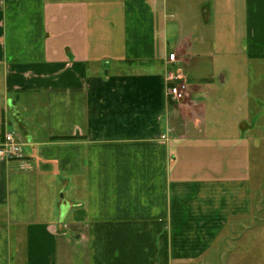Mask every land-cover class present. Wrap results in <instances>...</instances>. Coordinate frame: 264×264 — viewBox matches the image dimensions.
I'll return each instance as SVG.
<instances>
[{"label":"crops","instance_id":"0c3cea01","mask_svg":"<svg viewBox=\"0 0 264 264\" xmlns=\"http://www.w3.org/2000/svg\"><path fill=\"white\" fill-rule=\"evenodd\" d=\"M250 61L264 0H0V144L22 150L0 159V264H264L232 111Z\"/></svg>","mask_w":264,"mask_h":264},{"label":"rangeland","instance_id":"374dc122","mask_svg":"<svg viewBox=\"0 0 264 264\" xmlns=\"http://www.w3.org/2000/svg\"><path fill=\"white\" fill-rule=\"evenodd\" d=\"M230 73V79L235 82L233 92L238 98L232 104V111L234 110L236 116L239 117L240 125H244V129L241 131L242 135L238 141L239 143L243 141L248 144L250 159L249 176L253 185L255 208L261 207L264 210V61H250L243 66L232 63ZM180 74L183 76L182 81L186 85V98L189 86L183 71ZM205 74L207 72H204L203 76ZM205 78L207 79V77ZM169 87L168 85L167 96L169 100L173 101L169 95ZM244 98L245 101H243ZM237 107L241 108L244 113L238 112ZM260 220H264V212L261 215H256V219L252 224L255 227L258 224L264 226V222L261 224ZM261 229V227H257L252 232L251 239L253 241L262 239ZM254 252H257L254 254L260 255L259 250L255 249Z\"/></svg>","mask_w":264,"mask_h":264},{"label":"built area","instance_id":"2783aa9c","mask_svg":"<svg viewBox=\"0 0 264 264\" xmlns=\"http://www.w3.org/2000/svg\"><path fill=\"white\" fill-rule=\"evenodd\" d=\"M169 62H177L175 54L169 55ZM181 72L175 73L170 71L167 76V81L169 82V95L175 102H180L185 98L186 85L183 83V76ZM22 158V150L17 142L14 133H7L4 136L3 142L0 144V159L12 161Z\"/></svg>","mask_w":264,"mask_h":264}]
</instances>
